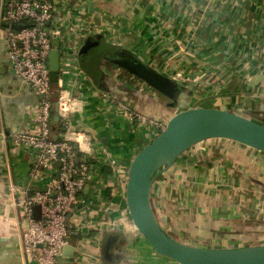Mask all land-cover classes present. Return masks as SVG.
Listing matches in <instances>:
<instances>
[{
	"label": "crops",
	"instance_id": "1",
	"mask_svg": "<svg viewBox=\"0 0 264 264\" xmlns=\"http://www.w3.org/2000/svg\"><path fill=\"white\" fill-rule=\"evenodd\" d=\"M91 1L90 17L84 8ZM81 10L78 17L72 7L80 27L95 32L106 27L109 42L190 89L182 108L240 112L264 123V0H85ZM106 87L86 95L74 121L95 137L102 162L93 161V179L83 196L90 205L71 215L76 231L63 264H174L156 258L131 233L113 232L106 216L115 209L114 217L124 222L129 166L151 143L130 115L167 123L178 109L127 76L111 75ZM40 100L9 74L7 44L0 38V264H36L23 255L8 189L16 185L21 193L27 186L30 160L11 137L38 129ZM152 205L166 230L181 241L211 247L264 244V154L226 140L206 141L156 179ZM108 238L116 241L103 262L99 248Z\"/></svg>",
	"mask_w": 264,
	"mask_h": 264
},
{
	"label": "built area",
	"instance_id": "2",
	"mask_svg": "<svg viewBox=\"0 0 264 264\" xmlns=\"http://www.w3.org/2000/svg\"><path fill=\"white\" fill-rule=\"evenodd\" d=\"M72 1L0 0V38L7 44L9 74L22 81L39 98L44 96L36 109L38 129L11 137L12 143L30 160L27 186L21 193L16 185L8 189L19 216L23 255L36 264H59L69 244L68 239L76 231L71 215L91 203L83 197L93 179V167L88 162H102L95 137L74 124L77 115L85 108V99L81 97L83 86L95 89L79 67L78 52L82 46L79 41L99 33V30L95 32L90 26H74ZM84 1L79 0V3ZM13 25L25 27L15 30ZM54 36L61 50L56 95L49 62ZM111 72L118 77L126 76L119 69ZM132 79L140 84L139 80ZM56 104L58 124L62 127V133L57 134L52 130ZM130 120L149 134L150 142L167 126L162 120L134 113ZM75 145H78L80 158L87 159L86 163L76 162ZM37 207L40 208L39 220L35 217ZM112 210L114 214L115 209ZM110 227L112 224L108 222ZM80 258L83 260L84 255Z\"/></svg>",
	"mask_w": 264,
	"mask_h": 264
},
{
	"label": "water",
	"instance_id": "3",
	"mask_svg": "<svg viewBox=\"0 0 264 264\" xmlns=\"http://www.w3.org/2000/svg\"><path fill=\"white\" fill-rule=\"evenodd\" d=\"M12 27L21 30L25 26ZM53 43L49 57L50 76L51 83L56 85L61 63L60 43L56 36ZM106 62H111L120 71L147 85L178 109L167 122L166 129L131 162L125 187L124 222L115 219L112 209L106 216V221L112 224L113 232L131 233L147 244L155 255L174 264H264V244L211 247L174 238L160 222L152 205V190L156 179L170 170L186 152L206 141L226 140L264 154V123L240 112L213 108L184 109L181 107L184 97L180 98V93L185 87L180 82L156 70L135 52L109 42L103 34L96 33L85 38L78 52V64L96 88L106 89V82L111 78L112 72L106 68ZM57 110L58 104L54 109L55 124L59 122ZM75 150L76 162L86 163V158H80L78 145H75ZM39 210V207L35 208L37 220L40 219ZM115 241L116 238H108L101 243L99 254L103 260L111 255ZM67 248L69 245L64 251ZM59 264H63L62 259Z\"/></svg>",
	"mask_w": 264,
	"mask_h": 264
},
{
	"label": "rangeland",
	"instance_id": "4",
	"mask_svg": "<svg viewBox=\"0 0 264 264\" xmlns=\"http://www.w3.org/2000/svg\"><path fill=\"white\" fill-rule=\"evenodd\" d=\"M94 3V1H91V2H89V3H87V4H85V7L86 8H84L85 9V13H86V15H88V16H92V14L91 13H93L94 12V10H91V6H92V4ZM66 5V4H65ZM72 6H73V8H74V13H75V11H78V17H82V16H80V15H83V11L81 10V2L79 3V0H73L72 1ZM93 9V8H92ZM71 13V12H70ZM74 13L72 14L74 17H76V18H74V26L76 27V28H82V27H80L81 26V23L79 22V18L76 16V14L74 15ZM65 15H66V12H65ZM68 15V14H67ZM85 15V16H86ZM91 19V18H90ZM90 19H88V20H90ZM69 24H70V22H69ZM99 30V33L100 34H104L105 35V33H106V31H107V28L106 27H101V28H99L98 29ZM63 33H65L64 31H63ZM94 34H96V33H94ZM90 36V35H89ZM88 36V37H89ZM84 41H85V38L83 39V41L82 40H80L79 41V43H81V45H82V43H84ZM143 59V58H142ZM145 61V60H144ZM146 62V61H145ZM119 74V73H118ZM123 74V73H122ZM122 76H124V75H120L119 77H122ZM178 77H180V81H185L186 83H187V79H190L189 77H187V76H182V75H177ZM190 81H191V79H190ZM140 84H141V82H140ZM94 88H92L91 90H93ZM91 90H89L88 88H86L85 86H83V89L81 90L82 92H81V97L82 98H84V99H86V95H88L89 93H90V91ZM77 220V219H76ZM75 219L74 220H71V222L72 223H74V224H76V221ZM157 256V255H156ZM156 258H160V257H156ZM161 260H165V259H163V258H161Z\"/></svg>",
	"mask_w": 264,
	"mask_h": 264
},
{
	"label": "trees",
	"instance_id": "5",
	"mask_svg": "<svg viewBox=\"0 0 264 264\" xmlns=\"http://www.w3.org/2000/svg\"><path fill=\"white\" fill-rule=\"evenodd\" d=\"M105 66H106V68L109 70V71H115V70H117L118 69V67H116L115 65H113L111 62H106L105 63ZM126 76L127 77H129V78H134L133 76H131V75H129V74H126ZM136 79V78H135ZM52 88L54 89V93H55V95L57 94V84L56 85H53L52 86ZM190 93V89H188V88H183L182 89V91H181V93H180V98L181 97H184V96H186V95H188ZM55 130L57 133H62V127H61V125L60 124H55V123H53L52 124V130ZM88 164L91 166V167H94V166H92V164H96V162H92V161H89L88 162ZM103 260V259H102ZM103 262H105L104 260H103ZM105 264V263H104Z\"/></svg>",
	"mask_w": 264,
	"mask_h": 264
}]
</instances>
